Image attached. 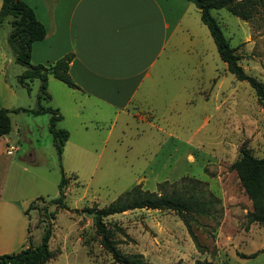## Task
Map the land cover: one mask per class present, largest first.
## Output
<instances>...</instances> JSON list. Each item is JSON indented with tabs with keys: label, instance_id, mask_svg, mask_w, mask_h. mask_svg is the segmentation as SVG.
Returning <instances> with one entry per match:
<instances>
[{
	"label": "rangeland",
	"instance_id": "374dc122",
	"mask_svg": "<svg viewBox=\"0 0 264 264\" xmlns=\"http://www.w3.org/2000/svg\"><path fill=\"white\" fill-rule=\"evenodd\" d=\"M215 11L212 15L235 47L240 65L264 83V7L249 20L225 8ZM9 18L0 23V60L15 89L9 104L36 108L40 81L32 79L29 89L19 81L26 67L14 59ZM183 44L169 56L163 78L148 87L146 105L133 101L123 112L104 107L100 99H84L51 76L47 92H54L53 97L39 103L59 106L62 118L56 126L69 132L61 155L67 208L48 202L58 196L62 176L47 127L50 113L10 112L14 132L31 129L38 139L32 146L41 166L39 179L30 180L19 194L30 198L23 206L33 201L27 209L33 245L44 227L51 226L53 257L45 264H117L101 246L92 214L83 209L102 208L136 184L157 192L196 185L213 205L208 215L191 221L198 246L170 209L137 208L104 217L122 252H139L152 264H264V225L247 221L251 201L231 167L242 145L256 157L264 155V106L201 36L193 39L189 52L181 50ZM141 90L136 98L145 87ZM25 150L28 154L21 142L19 153ZM39 196L43 200H34ZM252 252L257 254L240 257Z\"/></svg>",
	"mask_w": 264,
	"mask_h": 264
},
{
	"label": "crops",
	"instance_id": "0c3cea01",
	"mask_svg": "<svg viewBox=\"0 0 264 264\" xmlns=\"http://www.w3.org/2000/svg\"><path fill=\"white\" fill-rule=\"evenodd\" d=\"M24 1L46 29L45 37L31 45V63L47 65L71 52L68 73L76 86L64 84L84 99H100L104 107L122 112L133 101L146 105L148 87L163 78L169 56L183 43L188 45L181 50L189 52L194 48L190 43L201 36L209 50H216L199 9L189 0ZM4 68L0 60V108L22 107L9 104L15 89ZM48 78L47 86L52 77ZM143 86L144 94L136 98ZM48 91L52 99L54 92ZM149 110H153L151 104ZM37 140L31 129L14 132L12 123L10 131L0 136V254L29 244L25 209L31 201L23 206L30 198L19 193L30 180L39 179L41 166L35 157L37 148L32 146ZM21 142L28 154L26 150L19 153Z\"/></svg>",
	"mask_w": 264,
	"mask_h": 264
},
{
	"label": "trees",
	"instance_id": "16d2710c",
	"mask_svg": "<svg viewBox=\"0 0 264 264\" xmlns=\"http://www.w3.org/2000/svg\"><path fill=\"white\" fill-rule=\"evenodd\" d=\"M195 4L200 12V20L206 25L214 41L220 59L226 63V67L236 79L247 81L253 89L257 101L264 106V83L255 76L247 74L239 63V55L235 47L229 44L228 39L222 32L218 20L212 15V10L225 8L230 14L242 20H249L259 6L264 7V0H189ZM10 24L8 39L12 42L14 59L19 64L26 67L19 77L22 85L29 89V83L34 78L40 81L39 92L37 94L38 105L36 108L17 107L13 109L0 108V136L7 134L11 129L10 112L27 111L33 114L50 113L48 129L51 133L52 143L55 147L57 158L62 173L58 183V196L50 199L49 204L57 207L67 208L64 202L66 178L61 166V155L65 142L69 137L67 129L59 128L56 122L62 118L61 113L56 108L42 107L39 100L49 98L47 92L48 76H52L69 87L76 84L68 73V64L73 54H64L54 62L47 65L32 64L30 61L31 45L34 41L41 40L46 35L44 25L36 18L33 8L24 0H1L0 23L7 17ZM231 167L235 170L239 182L247 197L251 201L252 209L247 211L246 218L249 223L264 225V155L254 156L250 149L242 145L239 149L238 158L235 159ZM203 192V191H202ZM201 189L196 185H182L170 191H149L142 189L140 184L134 185L122 196L112 201L102 208H85V212L92 214L95 232L100 238L101 246L110 254L113 263L117 264H152L144 259L139 252H122L104 221V217L114 213H120L129 209H170L177 213L185 224L189 234L198 246L195 235L191 229V221H196L197 215H208L213 205V200L204 198ZM34 200H43L42 196ZM33 202V201H32ZM31 202V203H32ZM29 206L25 209L33 208ZM32 205V204H31ZM52 213V212H51ZM29 229V224H28ZM51 236V226L46 225L38 244L31 243L18 251L0 254V264H45L53 257V251L49 248ZM264 250V247L262 248ZM257 253L252 252L247 255L241 253L240 257L250 258ZM192 264H211L205 261H195Z\"/></svg>",
	"mask_w": 264,
	"mask_h": 264
},
{
	"label": "built area",
	"instance_id": "2783aa9c",
	"mask_svg": "<svg viewBox=\"0 0 264 264\" xmlns=\"http://www.w3.org/2000/svg\"><path fill=\"white\" fill-rule=\"evenodd\" d=\"M10 150H12V147H9L8 152H10Z\"/></svg>",
	"mask_w": 264,
	"mask_h": 264
}]
</instances>
